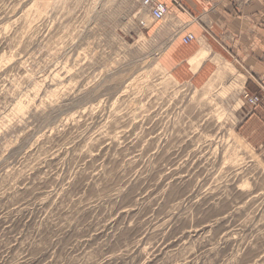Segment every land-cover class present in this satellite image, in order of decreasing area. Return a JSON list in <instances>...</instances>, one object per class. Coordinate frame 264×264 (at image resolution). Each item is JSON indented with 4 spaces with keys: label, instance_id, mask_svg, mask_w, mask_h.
Masks as SVG:
<instances>
[{
    "label": "rangeland",
    "instance_id": "374dc122",
    "mask_svg": "<svg viewBox=\"0 0 264 264\" xmlns=\"http://www.w3.org/2000/svg\"><path fill=\"white\" fill-rule=\"evenodd\" d=\"M158 26L142 0H0V264H264L242 77H173Z\"/></svg>",
    "mask_w": 264,
    "mask_h": 264
},
{
    "label": "crops",
    "instance_id": "0c3cea01",
    "mask_svg": "<svg viewBox=\"0 0 264 264\" xmlns=\"http://www.w3.org/2000/svg\"><path fill=\"white\" fill-rule=\"evenodd\" d=\"M159 1L169 9L158 26L163 33L160 41H167L161 56L164 68L178 80L196 85L230 67L235 70V77H242L241 139L264 149V0H180L184 9L173 0ZM188 34L196 39L185 44ZM246 96H257L260 102L253 106Z\"/></svg>",
    "mask_w": 264,
    "mask_h": 264
},
{
    "label": "built area",
    "instance_id": "2783aa9c",
    "mask_svg": "<svg viewBox=\"0 0 264 264\" xmlns=\"http://www.w3.org/2000/svg\"><path fill=\"white\" fill-rule=\"evenodd\" d=\"M173 2H175L180 9H184V5L180 0H173ZM142 6L144 10L148 12L151 20L154 23H161L165 21L166 17L169 15V9L167 5L159 0H142ZM195 39L196 38L193 34H188L183 38V42L185 44H189ZM246 98L248 99L249 103L253 106H256L260 102V98L257 96H246Z\"/></svg>",
    "mask_w": 264,
    "mask_h": 264
}]
</instances>
